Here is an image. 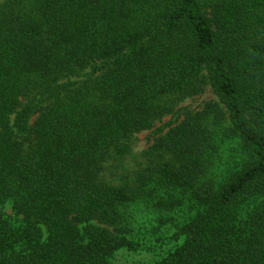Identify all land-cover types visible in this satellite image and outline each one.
<instances>
[{
    "label": "trees",
    "instance_id": "1",
    "mask_svg": "<svg viewBox=\"0 0 264 264\" xmlns=\"http://www.w3.org/2000/svg\"><path fill=\"white\" fill-rule=\"evenodd\" d=\"M153 1L10 0L1 8L0 204L13 200L24 224L12 228L0 211V264H106L123 246L119 207L155 184L204 207L161 264H264V219L244 233L233 223L238 200L264 190V0H167L165 37L141 22ZM92 64L90 84L33 104L34 84H58ZM204 67L228 117L215 104L187 114L155 139L131 180L106 181L132 136L154 127L157 101L198 94ZM225 120L251 159L218 186L208 177L211 126Z\"/></svg>",
    "mask_w": 264,
    "mask_h": 264
},
{
    "label": "rangeland",
    "instance_id": "2",
    "mask_svg": "<svg viewBox=\"0 0 264 264\" xmlns=\"http://www.w3.org/2000/svg\"><path fill=\"white\" fill-rule=\"evenodd\" d=\"M9 1L0 0V10ZM200 1L207 6L211 0ZM167 6V0H154L141 18L143 27L148 28L153 36H166L164 14ZM96 74V65L92 64L58 84L46 81L34 84L31 87L33 104L43 107L52 104L66 95L68 90H76L86 81L90 84ZM199 82L201 91L194 96L168 94L157 101L161 115L155 120L154 127L132 136L130 154L119 168L107 165L103 174L106 181L116 184L119 182L116 178L123 176L131 180L144 162L143 154L151 148L155 139L178 126L187 114L201 113L208 104L218 105L223 113H227L226 106L212 89L206 67L201 69ZM37 116L32 117L31 124ZM211 129L214 132L215 149L208 177L219 186L244 170L250 162L251 151L245 141L232 131L228 120L221 125L211 126ZM119 208L115 229H110L123 238V246L107 259L106 264H161L168 255L184 246L189 224L204 211L200 202L193 200L190 194L162 188L158 184L152 185L145 199L126 203ZM0 211L12 228L20 229L24 224L22 216L15 210L13 200L0 204ZM233 212L236 230L244 233L251 225L258 226L259 220L264 219V190L242 196Z\"/></svg>",
    "mask_w": 264,
    "mask_h": 264
}]
</instances>
